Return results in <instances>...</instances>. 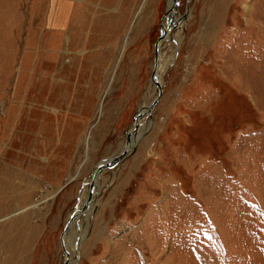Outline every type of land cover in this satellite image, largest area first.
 Wrapping results in <instances>:
<instances>
[{
	"label": "rangeland",
	"instance_id": "obj_1",
	"mask_svg": "<svg viewBox=\"0 0 264 264\" xmlns=\"http://www.w3.org/2000/svg\"><path fill=\"white\" fill-rule=\"evenodd\" d=\"M169 1L0 0V264H63L94 164L156 96ZM185 11L149 129L72 223V264H264V0Z\"/></svg>",
	"mask_w": 264,
	"mask_h": 264
},
{
	"label": "water",
	"instance_id": "obj_2",
	"mask_svg": "<svg viewBox=\"0 0 264 264\" xmlns=\"http://www.w3.org/2000/svg\"><path fill=\"white\" fill-rule=\"evenodd\" d=\"M178 2L179 0H173L172 2V7L166 8L165 13L163 14L161 18V23H160V28H161V34L158 37V39L154 43V54H153V66H152V71L150 74V81L156 86V96L149 102L148 105L145 106H140V108L137 110L134 119H133V128L128 131H125V148L118 154V155H112L109 157H105L96 164H94L92 171L88 177L87 185V196L82 202L81 205H75L68 216L67 220L64 223L63 230L60 234V244L63 249V264H68L70 260V252L66 249V246L64 245V236L72 223L75 221H78L80 216L84 213V211L88 210V207L90 206L93 192L96 189L97 185V180L96 176L104 170V169H111L113 166L118 164L120 161H122L131 151L134 149L135 145L138 143L140 138L147 132L149 129L152 119H151V111L153 107L156 105L158 100L160 99L162 90H161V85L160 82L156 79L155 73H156V66H157V59H158V51H159V42L162 40L167 32H173V30L178 26L180 21L183 20L184 15L186 14V11L183 15H177V7H178ZM175 10V14L171 13V10ZM185 10H188L186 7ZM175 17V18H174ZM167 19V22L165 26L162 24L163 20ZM144 115H146L149 118V122L146 128H144L143 131H140L138 133V128H139V123L138 120L142 118ZM134 136L133 138V143L130 144V139L131 137ZM77 238L74 243V252L77 255V249H78V243L80 242V233L77 230Z\"/></svg>",
	"mask_w": 264,
	"mask_h": 264
},
{
	"label": "bare ground",
	"instance_id": "obj_3",
	"mask_svg": "<svg viewBox=\"0 0 264 264\" xmlns=\"http://www.w3.org/2000/svg\"><path fill=\"white\" fill-rule=\"evenodd\" d=\"M146 1V0H145ZM172 2H173V0H170L169 1V3H168V7H172L171 5H172ZM178 4H179V2H178ZM141 10H143V5L141 6ZM175 12V10H171V12H170V14L171 13H173V14H175L174 13ZM178 13V12H177ZM166 22H167V19H164V26H165V24H166ZM177 28V27H176ZM171 34H172V32H167L166 34H165V36H164V38L162 39V40H160V42H159V51H158V59H157V66H156V73H155V77H156V79L160 82V85H161V90H162V75H163V73L162 72H164L163 71V69H164V67H163V65H162V62H161V60H160V57H161V51H162V47H163V45L165 44V43H169V39H170V37L168 36V35H170L171 36ZM156 87V86H155ZM109 91V90H108ZM145 105H147V104H144L143 106H145ZM155 107V106H154ZM154 107H153V109H154ZM152 109V110H153ZM146 115H144L143 116V118L144 119H146ZM143 120V119H142ZM142 120H138V123L139 122H142ZM141 125V123H139V128L141 127L140 126ZM139 128H138V130H139ZM138 133H139V131H138ZM133 138H134V136H132L131 137V139H130V144H132L133 143ZM87 148H88V146H87ZM124 148H125V146H124ZM123 148V149H124ZM122 149V150H123ZM87 153L88 152H86V156H87ZM86 159V158H85ZM105 170V169H104ZM103 170V171H104ZM101 173H102V171L98 174V176H96V180H97V184H98V182H99V177L101 176ZM69 184V183H68ZM67 184V185H68ZM97 192H98V189H97V185H96V189L94 190V192H93V196H92V200H91V203H90V206H91V204H92V202L95 200V197L97 196ZM84 201V200H83ZM81 202H82V199H80V204H81ZM88 210H89V208H88ZM72 226H73V224L70 226V228L68 229V231L66 232V234H65V236H64V245L66 246V249L70 252V247H71V245H69L68 246V244H69V234H71V229H72ZM81 235V234H80ZM83 238V236L81 235L80 236V239H82ZM67 241H68V243H67ZM80 243V242H79ZM79 243H78V245H79ZM72 246H73V243H72ZM73 250V249H72ZM78 254H79V250H78ZM72 262V254H71V252H70V260H69V262H68V264H72L71 263Z\"/></svg>",
	"mask_w": 264,
	"mask_h": 264
},
{
	"label": "crops",
	"instance_id": "obj_4",
	"mask_svg": "<svg viewBox=\"0 0 264 264\" xmlns=\"http://www.w3.org/2000/svg\"><path fill=\"white\" fill-rule=\"evenodd\" d=\"M88 141H89V137L87 138V144H86V148H87V146H88ZM110 241H112V240H110ZM105 254H106V253H105V252H103L101 257L105 256ZM91 257L93 258V256H91Z\"/></svg>",
	"mask_w": 264,
	"mask_h": 264
}]
</instances>
